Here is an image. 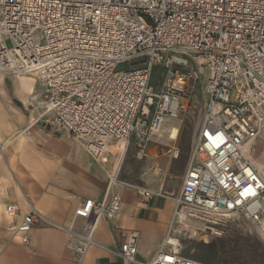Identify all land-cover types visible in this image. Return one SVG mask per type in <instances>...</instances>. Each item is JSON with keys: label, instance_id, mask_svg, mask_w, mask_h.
Instances as JSON below:
<instances>
[{"label": "built area", "instance_id": "obj_1", "mask_svg": "<svg viewBox=\"0 0 264 264\" xmlns=\"http://www.w3.org/2000/svg\"><path fill=\"white\" fill-rule=\"evenodd\" d=\"M158 65L164 79L155 90ZM201 66V125L172 196L165 239L142 262L137 235H130L109 249L125 264H207L182 255V241L216 235L227 221H244L264 244V0H0V71L39 80V118L98 162L111 145L125 152L131 142L141 157L164 122L177 117ZM115 186L132 187L144 200L156 194L113 173L102 199L75 208L81 229L56 223L31 203L5 229L27 244L33 227L59 228L79 264L91 245L102 247L94 239L97 223L121 209ZM5 212L14 217L17 209L7 205Z\"/></svg>", "mask_w": 264, "mask_h": 264}, {"label": "crops", "instance_id": "obj_2", "mask_svg": "<svg viewBox=\"0 0 264 264\" xmlns=\"http://www.w3.org/2000/svg\"><path fill=\"white\" fill-rule=\"evenodd\" d=\"M6 79L9 77L3 75L4 91H0V264H77L72 251L67 248L69 237L65 231L38 225L29 232L28 243L22 244L19 236L10 235L5 227L8 222L17 223L31 203L56 223L73 224L76 229H81L84 220L73 218L75 208L87 199H102L113 173L121 182L144 186L156 194L144 200L132 187L115 186L113 189L122 195L121 209L112 219H101L97 223L94 239L102 247L91 245L79 264H125L109 249L118 250L132 234L137 235L136 258L142 262L150 261L168 231L174 191L163 180L158 183L153 180L152 173L145 171L146 178L143 176L134 181L127 171H123L129 158L127 155L135 161L143 159L147 155L146 148L137 158L139 149L131 142L119 167V154L111 152L112 145L102 162L95 161L73 137L63 130H52L43 118H39L44 99L39 80L35 78L37 91L31 86L37 93L35 105H38L30 110L28 102L14 92V76L8 82ZM131 147L134 148L132 153ZM173 149L165 158L168 166L180 161L178 156H172ZM178 166L182 182L185 166L183 162ZM143 182L145 184L141 185ZM7 205L16 207L14 217L7 216Z\"/></svg>", "mask_w": 264, "mask_h": 264}, {"label": "rangeland", "instance_id": "obj_3", "mask_svg": "<svg viewBox=\"0 0 264 264\" xmlns=\"http://www.w3.org/2000/svg\"><path fill=\"white\" fill-rule=\"evenodd\" d=\"M193 67L197 68L195 62L193 63ZM200 71V78L198 80H189V93L188 96L183 98V102L185 103L184 109L179 110L177 117L167 119L163 124L165 125L163 132L153 138V140L165 145H156L155 142L148 144L146 147L147 155L142 157L143 159L137 160L138 162L127 155V158H129L122 169L128 172L131 180L137 181L143 176L146 178V171L153 174L152 179L157 183L163 180L165 185L174 191L173 195L178 193L182 175L178 165L183 162L184 168H186L193 142L192 139L201 125L200 122L204 109L205 96L201 91V87L207 77V67L201 66ZM163 74L164 69L162 66L158 65L154 67L152 84L155 90L160 89L162 80L164 79ZM5 75L9 77V79H6L7 82L11 77L14 76V80L17 77L15 74ZM20 76L32 77V80H28L29 85L34 90H37V81L32 75ZM35 97L36 99L34 98L27 103L30 110H33L38 105H35V101L36 103L38 102L36 94ZM43 104L41 110H43ZM172 125L177 128V136L175 139L167 141L168 128ZM172 147L179 150V158L177 160L180 161L179 163L175 161L168 166L165 158H167V155H170ZM148 149L150 150L147 151ZM133 150L134 148L131 147L130 153ZM152 162L154 163L153 165L151 164ZM130 164L137 166L130 168L128 167ZM144 184L143 182L141 185ZM220 227V232L216 235L199 232L194 236L185 238L182 241L181 254L207 264H264V244L247 223L241 220L236 222L227 221L223 222V225Z\"/></svg>", "mask_w": 264, "mask_h": 264}, {"label": "bare ground", "instance_id": "obj_4", "mask_svg": "<svg viewBox=\"0 0 264 264\" xmlns=\"http://www.w3.org/2000/svg\"><path fill=\"white\" fill-rule=\"evenodd\" d=\"M3 75H5V74L0 71V91H4ZM15 76H17V77L14 80V92L19 97H21L24 102H30L32 100V98L36 99L35 94L37 96V93L34 92V90L32 91L31 86L29 85V82H28V80H32V77L20 76V75H15ZM28 92H30V95H26V93L28 94ZM183 101L184 100L182 99L181 103H180L182 109H184V107H185V103ZM168 129L169 130H168L167 139H175V137L177 136L176 126L172 125ZM110 150L112 153L118 152L120 160L118 162L117 167H119V165L122 164V162L125 160V156H126V153L123 152V146L122 145H112L110 147ZM174 151H176V148L173 149L172 154ZM0 155H1V152H0ZM173 241H174V239H173Z\"/></svg>", "mask_w": 264, "mask_h": 264}]
</instances>
